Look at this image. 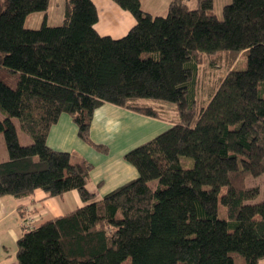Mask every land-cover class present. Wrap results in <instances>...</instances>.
<instances>
[{"label":"trees","instance_id":"trees-1","mask_svg":"<svg viewBox=\"0 0 264 264\" xmlns=\"http://www.w3.org/2000/svg\"><path fill=\"white\" fill-rule=\"evenodd\" d=\"M136 17L120 38L96 29L93 0H66L62 22L26 25L50 0H0V196L77 190L83 206L29 227L19 264H258L264 258V0H171L155 15L142 0H115ZM246 56L245 68L232 67ZM210 64L228 71L199 96ZM111 102L172 123L127 151L139 175L101 199L92 164L51 148L69 113L90 137L94 110ZM170 107L171 110L170 111ZM173 112V114H172ZM21 128L31 136L20 142ZM156 180V182H154ZM32 216V215H31ZM29 216V217H31Z\"/></svg>","mask_w":264,"mask_h":264},{"label":"crops","instance_id":"crops-1","mask_svg":"<svg viewBox=\"0 0 264 264\" xmlns=\"http://www.w3.org/2000/svg\"><path fill=\"white\" fill-rule=\"evenodd\" d=\"M93 1L98 9L96 29L101 35L120 38L136 24L137 20L132 12L122 8L115 0ZM170 1L142 0V5L155 15H161L168 10ZM196 1L191 0L193 3ZM230 1L214 0L219 15L224 5ZM65 4L66 0H50L47 12L29 14L26 25L30 28H39L45 15L49 25L59 24L64 17ZM170 126L172 123L167 120L105 102L94 110L90 137L95 144L107 146V150H100L84 141L79 136L78 125L67 112H63L58 121L51 126L47 143L53 149L75 153L92 164L88 189L96 199H101L138 177L136 166L125 158L126 152ZM84 204L77 190L53 197H48L41 189L36 190L31 196L22 198L13 195L0 196V264H19L17 241L24 232V225L29 216H35L40 224L67 214ZM258 264H264V258Z\"/></svg>","mask_w":264,"mask_h":264},{"label":"rangeland","instance_id":"rangeland-1","mask_svg":"<svg viewBox=\"0 0 264 264\" xmlns=\"http://www.w3.org/2000/svg\"><path fill=\"white\" fill-rule=\"evenodd\" d=\"M196 4V3H195ZM167 12V11H166ZM166 14V13H164ZM162 14V15H164ZM41 24V23H39ZM38 24V25H39ZM246 62L247 58L246 56H239L237 60L235 61V64L232 65V67H237V68H245L246 67ZM202 67H204L205 72L210 71V74L206 77V83L202 84L204 85V88L199 92V96L203 99H208L213 92L215 91V87L217 86L218 82L220 79L225 76V74L228 71L227 65H223L220 63H216L215 66L214 64H210L207 62V59L204 57L203 62H202ZM170 108V107H168ZM173 110L170 108V111ZM173 114V112H172ZM4 112L0 110V120L4 118ZM18 129L20 130V142L22 144H28L31 141V136L28 135L20 126L19 122L17 123ZM8 151L4 139V135L0 134V157L2 159H7L8 158ZM156 182V180L154 181ZM247 183L248 185H260L262 190L261 194L259 197L254 199L253 201H258L261 200L263 197V187H264V174L260 175L259 177H254V176H249L247 178Z\"/></svg>","mask_w":264,"mask_h":264},{"label":"built area","instance_id":"built-area-1","mask_svg":"<svg viewBox=\"0 0 264 264\" xmlns=\"http://www.w3.org/2000/svg\"><path fill=\"white\" fill-rule=\"evenodd\" d=\"M37 222V218L35 216H31L28 218V220L26 221V224L29 226V227H32V226H35Z\"/></svg>","mask_w":264,"mask_h":264}]
</instances>
